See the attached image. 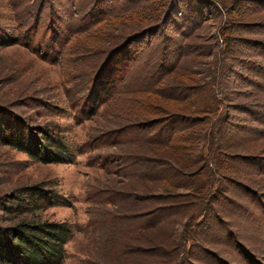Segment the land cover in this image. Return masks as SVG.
Masks as SVG:
<instances>
[{"label":"rangeland","instance_id":"374dc122","mask_svg":"<svg viewBox=\"0 0 264 264\" xmlns=\"http://www.w3.org/2000/svg\"><path fill=\"white\" fill-rule=\"evenodd\" d=\"M23 1H17L15 8L20 15L18 22L11 18L12 25H16L11 36L21 39L26 34L30 41L26 44L17 39L6 45L9 40H3L6 36L2 30L10 33L5 28L10 20L6 6L9 1L0 0V127L15 130L21 121L33 126L52 122L64 128L68 142L84 144L85 151L73 161L45 164L32 162L25 153L0 142V196L19 185L44 181L67 198V205L40 213L42 218L72 225L61 264H116L107 261L108 246L98 240L106 234L80 229L89 216L94 226L104 209L111 215H129L135 220L155 218L159 224L176 218L185 206V191L147 181L143 174L148 167L154 171L155 166L164 168L167 159L175 164L181 161L183 168L187 157L195 158L200 152L210 157L208 144L212 136L207 141L203 136L220 114L224 120L221 131L226 134L230 130L235 141L240 139L242 143L238 142L240 148L221 146L222 165H215L220 186L216 196L212 194L215 200L207 213L212 223L208 222L211 226L204 231L206 236L193 233L203 244L204 253L199 254L204 261L193 259L192 263L187 255L183 257L186 264H206L207 257H213V253L203 251L208 249L222 255V262L229 264H248L241 251L264 261V126L259 123L264 115V93L245 78H253V63L264 66V11L260 10L264 5L248 0L256 13L249 14L246 8L230 18L224 7L243 1L79 0L74 9L77 20L88 5L99 1V8L107 5L105 10L113 15L86 33L72 36L55 62L52 55L45 57L43 49L38 48L50 28L44 19L47 5L40 12L32 6L31 16L27 9L34 0ZM251 23L260 25L244 26ZM223 31L231 36L227 39L229 69L236 70L225 89L231 102L223 103L220 113L205 115L196 99L202 98L203 86L212 84L214 63L222 61ZM96 80L98 88L111 83L119 94L113 95L96 115L76 123L71 116L82 104L80 94L67 99L63 88L73 84L78 91L83 84V95L87 96ZM44 104L51 106L47 109ZM157 134L163 141L167 135L172 136L164 152L156 151L155 144L147 147L155 148L151 152L135 145L137 137ZM94 140H100L102 147L90 151L87 144L93 145ZM107 156L111 157L105 160ZM131 156L142 158L134 169H128ZM202 163L195 162L193 167ZM196 174L201 173L191 169L184 176ZM88 193L92 197L87 200ZM138 203L144 209L134 211ZM182 230L176 231V240ZM135 246L140 248L134 255L140 262L145 253L141 250L147 251L149 245ZM195 253L196 247L191 254Z\"/></svg>","mask_w":264,"mask_h":264},{"label":"trees","instance_id":"16d2710c","mask_svg":"<svg viewBox=\"0 0 264 264\" xmlns=\"http://www.w3.org/2000/svg\"><path fill=\"white\" fill-rule=\"evenodd\" d=\"M5 1H9L6 6L9 9L10 15L9 23L5 25V28L10 30V33H6L2 30V34L6 36L2 37L3 40H9V42H6V45L16 43L18 40L28 44L30 39L26 34L22 35L20 33V36L22 35L21 39H19L20 37L17 35L15 37L11 36V31L16 27V25L15 27L12 25L11 21L13 20V22H16L17 20L18 22V17H20V15L19 13H15V8L18 2L22 0H17L18 2L16 0ZM27 1L29 0H24L23 3ZM241 1L243 2L224 7L226 14H228L230 18L235 12L244 13L246 8H249V14L256 13L251 9V4L247 2L248 0ZM250 1L255 2L259 6L264 5V0ZM99 2L88 5V10L78 20L75 19L74 15L76 12H74V9L80 3L79 0H65L64 2H62V0H34L33 4L32 2L28 4L30 8L27 10H29L31 16L32 6H35L39 12L46 8L45 5L48 7V13H46L44 19L45 23L50 24V28L45 34L46 38L43 37L38 43V48L43 49L42 51L45 52L44 56L49 57L52 55V60L57 62L64 50V45L71 40L72 36L78 35L81 32L86 33L87 30H90L91 26L113 15L112 12L110 13L105 10L107 5L99 8V4H101ZM169 9L168 7L167 10ZM260 10L264 11V7ZM221 12L222 9H220V13ZM167 14V12L164 13V16ZM44 19L42 20L43 24ZM256 25L260 24L251 23L245 24L244 26L252 27ZM237 28L238 25L236 29ZM33 29H35V27ZM223 35L224 48L220 49L222 61L218 60V62L214 63V69L211 71L213 82L215 80V85H213L214 83L212 82V84L209 83V85L203 86L201 89L200 87L195 88L197 91H199V89L203 91L202 98L197 97L196 102L199 108H201L199 109L201 110L200 112L205 115L215 114L219 112L222 106L224 108L223 103L231 102V99L225 96V89L229 84L228 80L232 77V71L236 70H234L233 67L229 69L231 63L227 62V57H229L227 56V52L230 50L227 39L231 36L224 31ZM253 64H255L253 70L251 69L254 71L253 78L247 76L245 78L252 86L257 87V89L261 87V91L264 93V66L259 63ZM241 74H243V70ZM257 77L262 81L259 82L257 80L259 78ZM98 83L97 80L96 82H92L87 96L83 95V90L85 88L83 84L81 85V89L78 88V91L74 88L73 84L69 86L66 85L67 87L65 86L63 88V92L66 94L67 99L72 94H80L82 104L78 110L72 112L73 115L71 116L76 123L96 115L103 105L108 104L107 102H109L113 95L119 94V92L115 91V88H113V84L106 83L107 85H105V83H103L102 87L98 88ZM103 86L105 88H103ZM44 106H47L48 109L51 105L44 104ZM227 110H229V108L224 112L226 113ZM221 117V114L216 116L213 123L210 125L211 127L205 130V135L203 136L205 141H207L210 135L212 136L208 144L211 153L210 157H204V152H200L199 156H195V158L191 156L189 158L187 157L186 162H184L185 164H183V168L180 166V164L182 165L181 161H177L178 164H175L173 162L170 163L167 159L166 161L169 163H167L164 168H160L161 165H159V167L155 166L157 169L154 171L152 167H148V170L143 174L142 178L147 181L155 180L156 183H164V185L169 188L174 187V190L182 189L186 193L182 198V202L185 205L184 208L181 207L183 209H179V214L176 215V218L167 221L168 225L165 221L159 224L155 218L150 220V217L148 220H135L134 217H130L129 215H111L104 209V214L102 213L99 215V220H95L94 226L92 225L93 219L90 216L86 225L80 226V229H85L87 231L89 229L94 233L106 234L104 238H102V235L100 238L98 237V240L100 244H107L108 246L107 251H105V253H107V261L115 262L116 264H186L183 255H187L189 257L188 261L190 260L192 263L193 259L204 261L203 257L199 254L204 253L201 252L203 244L197 242L198 239L193 233L198 236H206L204 231H206L207 227L211 226L210 224L212 222L209 221V214L207 215V213L211 210L209 205L215 200L214 196H216V194L214 193L220 186V182L215 178L216 171H218L217 167L215 169V165L218 166V163L222 165L221 156H224L222 147L225 149H229V147L240 148L238 142L242 143L240 139L235 141L236 138L234 139V136L230 134V130L226 131V134L221 131V127H224V120ZM259 123L264 126V115ZM0 129V142L19 152L25 153L32 162L48 164L73 161L76 155L85 151L84 144L79 145L68 142L64 128L52 122L33 126L26 124L25 121H21L18 123L15 130L4 129L3 127H0ZM3 133L6 134L3 135ZM198 136L200 137V135ZM139 137L140 138L137 137L135 145L137 146L139 144V146H141L140 148L143 150L151 144L156 145L154 147H157V149L147 148V150H145L149 151V149H151L150 152L154 151V149L158 152H164V150L167 149V143L172 139L171 134L167 135L165 141L161 140L159 134ZM94 141L95 143H93V145L87 144L88 150L91 151L94 150V148L97 150V148L102 147L98 142L100 140ZM153 141L156 143H153ZM95 157L98 158L97 156ZM110 157L111 156H107L104 157V159L107 160ZM215 157L217 160H215ZM131 159L132 160H129L128 169H134L142 162L140 161L142 160L140 156L139 158L131 156ZM161 160L162 158L159 159V161ZM195 162L203 163L200 167H193ZM191 169H195V171L201 174H196L193 177L188 175L184 176V174H187V171ZM169 177H171L170 184L168 183ZM145 184L146 183L142 185L145 186ZM212 194H214V196H212ZM91 197L92 193H88L87 200ZM135 197L136 196H134V198ZM123 200L124 199H122V202L125 203L126 199ZM135 202H138V200L135 199ZM135 202L131 201L129 203H133L132 206H134ZM67 203V198L61 195L53 184H47L44 181L19 185L8 194L1 195L0 264H61L66 258L65 244L72 234V225L65 221L42 218L40 213L49 207L65 206ZM138 205L139 207L135 208L134 211L144 209L139 203ZM175 210H178L177 206ZM179 228L183 230L180 235L177 236L178 240H176L175 233ZM140 243H145L149 245V247L145 248L147 251L141 250L145 253L139 262L137 256L134 255H137L135 253L140 251V248L135 246ZM194 247H196L198 253L191 254ZM203 251L213 253V257H207L206 264H229L228 262H222V255H219L213 250L205 249ZM131 254H133V257ZM241 255L246 259L248 264H264V261L257 259L252 253L241 251Z\"/></svg>","mask_w":264,"mask_h":264}]
</instances>
